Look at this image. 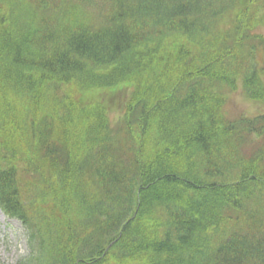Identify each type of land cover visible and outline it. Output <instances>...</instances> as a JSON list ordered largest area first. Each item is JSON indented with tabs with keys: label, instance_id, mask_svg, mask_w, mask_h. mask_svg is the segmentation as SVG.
<instances>
[{
	"label": "trees",
	"instance_id": "obj_1",
	"mask_svg": "<svg viewBox=\"0 0 264 264\" xmlns=\"http://www.w3.org/2000/svg\"><path fill=\"white\" fill-rule=\"evenodd\" d=\"M69 1L90 0L0 7V114L48 108L20 134L21 119L0 132V209L31 247L18 264H264V148L250 160L234 147L263 121L238 129L220 91L240 81L264 100V36L240 33L255 26L252 0H107L100 27ZM228 15L233 35L219 26ZM50 85L81 92L85 123L61 115ZM104 90L115 94L97 102ZM109 108L126 111V130L108 129ZM27 173L59 209L45 217V251L28 232Z\"/></svg>",
	"mask_w": 264,
	"mask_h": 264
},
{
	"label": "rangeland",
	"instance_id": "obj_2",
	"mask_svg": "<svg viewBox=\"0 0 264 264\" xmlns=\"http://www.w3.org/2000/svg\"><path fill=\"white\" fill-rule=\"evenodd\" d=\"M3 1L4 0H0V7L2 6ZM107 8V0H90L88 3H77L76 5H74V2L69 1L66 4V10L72 13L73 16H77L81 22L86 21L95 27H100L102 25L103 20L100 12L106 10ZM248 15L252 18L255 26L249 31L247 30L250 27L249 23L247 29L245 30L246 32L243 27H241L242 32L240 33H244V36H264V0H252V3L249 6ZM231 16L232 15L224 17L219 24L220 29L224 34L233 35L234 25L231 24ZM243 39H245V37ZM201 43L202 45L205 43L204 36L201 39ZM139 53L140 56L145 54L151 55L149 49H143V51H139ZM236 84L237 87H235L234 90L229 89V86L227 85H223L220 89L223 96L226 97L225 105L223 107L224 114L230 122L235 123V126L238 129L246 127L247 124L242 123L243 119H249L253 123H259L258 118L263 121L260 135L258 134L253 137L243 135L238 138L234 144L238 156L243 159L248 156V159L251 160L253 153H258L264 148V100L259 102L249 100L243 92L242 83L237 81ZM46 91L49 96L55 98L57 107L61 110V115L63 116L64 114L71 124L76 121L75 118L78 113L84 114L82 118L78 119L81 124L85 123V121L89 118L90 106H86L84 100L80 97L81 92H79L74 86L50 85L46 88ZM113 94H115V92L112 93L108 92V90H104L103 92L95 93L94 97L98 102L100 99H110ZM120 107L122 108L125 106H121L120 104ZM46 109L48 111L47 107ZM46 109L45 107H41L34 110L32 107L31 113L27 115L21 110L20 105H16L14 107L10 105L7 107L5 112L2 111L0 114V132L3 133L4 130L7 129L8 124L6 125V123H8L10 119L15 120L16 123L17 119H21L23 127H18V135L23 129H27V127H25L26 121H30L33 125L39 117L45 114ZM125 113L126 111L124 112L116 108H109L105 113V119L107 121L106 125L108 126V129L114 130L120 128L121 131L126 130L125 124L122 123V118ZM30 115L32 116V119ZM238 123L241 125H238ZM73 130L76 133H80L81 131L80 129H76L74 126ZM82 138V133L73 137L76 142H80ZM9 154L10 153L8 152V159L5 158V162L19 165L20 163H16V161L19 160V157L12 158ZM74 156L75 155L72 154L71 158H74ZM33 180L34 176L31 173H27L19 179L21 190L24 192L25 206L32 221L31 224L34 226L33 231L31 232L28 229V232L33 239V246L35 247L36 252L39 251L40 246H43V251L46 250V243L48 241L47 231L44 227L46 215L52 206H55L57 211H59V209L53 199L43 198L41 196V189L35 186V182H33ZM37 193H39L40 196H37ZM30 251L31 247L28 242L27 231L24 227H22L21 222L16 219L7 218L0 211V264H18L20 260L27 256L28 252L30 253Z\"/></svg>",
	"mask_w": 264,
	"mask_h": 264
}]
</instances>
